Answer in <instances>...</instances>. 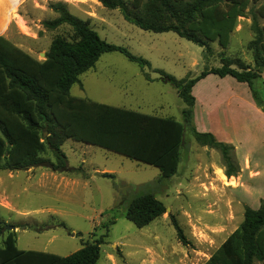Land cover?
I'll list each match as a JSON object with an SVG mask.
<instances>
[{"label":"rangeland","instance_id":"rangeland-1","mask_svg":"<svg viewBox=\"0 0 264 264\" xmlns=\"http://www.w3.org/2000/svg\"><path fill=\"white\" fill-rule=\"evenodd\" d=\"M56 2L63 1L43 0L44 7L36 2L24 6L7 26L6 38L38 60H45L43 53L55 37L70 39L73 35L68 25L55 30L43 26L44 21L58 17L49 8ZM260 3L250 2L224 49L217 42L200 47L174 32L145 31L127 22L120 9L105 8L97 0H74L68 4L73 15L89 20L103 40L125 47L147 60L150 67L142 70L119 52L105 53L80 77L81 85H74L71 95L182 122L186 105L173 86L157 80L159 71L182 80L196 78L205 69L219 68L227 61L236 69L254 67L249 44L256 38L253 21L264 26V18L257 13ZM145 73L153 80H147ZM254 83V89L264 96L263 81ZM193 95L195 129L213 133L225 143H229L230 134L236 164L243 166L245 156L253 166L260 164L262 180H250L254 187L249 192L245 188L231 190L235 182L225 175L222 154L198 144L189 128L178 172L170 178H164L155 166L68 140L62 146L72 169L68 173L39 166L33 171L37 176L29 179L26 170L14 172L13 177L7 170L0 171L1 243L11 232L7 226H14L12 232L21 250L66 257L80 250L83 243L102 239L99 264H205L244 221L236 200L240 198L254 210L261 207L264 116L255 108L261 109L251 88L232 77L210 74L196 83ZM234 95L244 101L240 109L228 104ZM255 136L262 143L256 145ZM42 157L55 161L50 151ZM42 173L51 178H39ZM50 175L70 180L54 181ZM245 178L249 179L248 172ZM149 193L163 202L167 211L148 226L138 228L127 219V208L134 198ZM174 220L185 241L179 239Z\"/></svg>","mask_w":264,"mask_h":264},{"label":"trees","instance_id":"trees-1","mask_svg":"<svg viewBox=\"0 0 264 264\" xmlns=\"http://www.w3.org/2000/svg\"><path fill=\"white\" fill-rule=\"evenodd\" d=\"M97 1L105 8L120 9L127 22L142 30L174 32L204 48L217 42L226 49L239 17L245 16L250 2H261L257 13L264 18V0ZM49 8L58 17L44 21L43 26L55 30L68 25L73 35L70 39L55 37L45 60H38L0 36V171L46 166L53 172L68 173L72 169L62 146L73 140L155 166L164 178H170L178 172L185 131L189 128L198 144L222 154L227 177L239 173L232 157L234 146L219 141L213 133L198 132L193 126L196 103L193 88L210 74L230 76L251 88L264 112V96L254 89V82L263 81L264 26L256 20L252 23L256 38L249 48L254 52V67L236 69L227 61L219 68L205 69L196 78L182 80L159 71L157 80L173 86L186 105L180 122L72 96V87L81 85L80 77L93 69L105 53L119 52L142 70L150 67V63L125 47L103 40L89 20L68 10L67 3H51ZM145 76L153 80L149 73ZM46 151L53 154L55 161L42 157ZM166 211L164 203L149 193L130 202L126 217L136 227L143 228ZM173 225L179 239L185 241L178 222L174 220ZM101 244L102 239L85 242L80 250L62 257L19 249L16 233L11 231L0 241V264H99ZM205 264H264V199L258 210L245 207L242 224Z\"/></svg>","mask_w":264,"mask_h":264},{"label":"crops","instance_id":"crops-1","mask_svg":"<svg viewBox=\"0 0 264 264\" xmlns=\"http://www.w3.org/2000/svg\"><path fill=\"white\" fill-rule=\"evenodd\" d=\"M42 1L43 0H0V36L6 37L5 33L7 30V26H9V24L12 23L13 20H15L16 16L18 15L17 13L24 6H29V5L31 6L33 2H36L40 7H44V6H42ZM62 1L66 2L67 4H72L74 2V0H62ZM227 77H230V76H227ZM224 78H226V77H224ZM263 85H264V79H263ZM254 88H255V83H254ZM228 101H229L228 104H230L229 105L230 107L233 106L234 104H236V106H237L236 109H240L242 107V104H244L243 99L238 95H234V96L230 97L228 99ZM255 108L259 114H262L264 116V112L261 111L262 109H259L256 106H255ZM259 110H260V112H259ZM173 119H175V118H173ZM250 119H252V118H250ZM263 119H264V117H263ZM253 120H255V119H253ZM230 125L231 124L229 123V126ZM234 127H235V125H234ZM263 129H264V125H263ZM249 130L250 129H248V133H249ZM229 138H230L229 144L233 145L234 140L231 139L230 134H229ZM253 139H254V143L256 145H257V143H262V140L260 138L256 139V136L253 137ZM252 151H255V150L253 149ZM238 166H239V173L235 176L228 177L230 182H232V181L235 182V186L232 187L231 190H233L235 192V189H237V188H245L246 191L249 192V190L252 189V187H254L252 184H250L251 183L250 180H253L255 178L262 180V172L260 170V164L258 162H256L253 166L251 159L248 156H245L243 166H241L239 164H238ZM34 170H36L35 167L30 168L29 170L25 171L26 174L28 175L29 179L37 176L36 174L33 173ZM8 172H9L10 177H13L14 172H11V171H8ZM246 172H248V178L249 179L245 178ZM57 173H59V172H57ZM31 175H32V177H31ZM50 176H52L54 181L59 180V179L63 182L66 179L70 180L69 178H66L63 176L62 177H58L57 175H50ZM45 177L48 178L49 176L46 173H42L39 178H45ZM49 178H51V177H49ZM236 201L239 205H241L242 213L244 214L245 207L249 206V205L246 202H244L243 200H241L240 198H238Z\"/></svg>","mask_w":264,"mask_h":264},{"label":"water","instance_id":"water-1","mask_svg":"<svg viewBox=\"0 0 264 264\" xmlns=\"http://www.w3.org/2000/svg\"><path fill=\"white\" fill-rule=\"evenodd\" d=\"M43 55H44V58L46 59V53H43ZM15 229H16V227H14V226H7L8 231H15Z\"/></svg>","mask_w":264,"mask_h":264}]
</instances>
